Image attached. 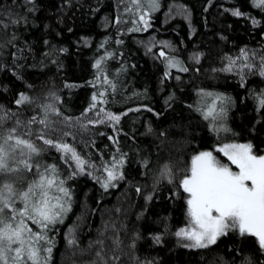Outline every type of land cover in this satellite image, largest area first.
Here are the masks:
<instances>
[{
	"label": "snow or ice",
	"instance_id": "1",
	"mask_svg": "<svg viewBox=\"0 0 264 264\" xmlns=\"http://www.w3.org/2000/svg\"><path fill=\"white\" fill-rule=\"evenodd\" d=\"M83 6L82 0L0 3V72L21 85L13 88L0 78V264H54L61 236L71 264H162L158 256L141 258L138 249L148 239L164 245L169 235L176 237L175 246L199 250L198 264H264V0H250L247 7L220 5L260 37L254 45H237L223 31L216 35L231 50L197 44L188 51L183 37L174 42L155 31L137 40L163 65L159 90L168 87L166 81L175 83L163 97L162 111L149 99L147 86L128 90L126 78L137 62L129 59L121 38L153 29L161 0H118L114 14L101 18L102 27L113 31L98 41L91 75L76 81L63 77L62 54L70 48L60 41L73 31L68 14ZM208 6L213 0H206ZM179 14L188 22L187 34L196 36L192 10L184 5ZM172 15L169 8L165 23ZM46 19L38 45L24 39V32ZM92 39L81 36L76 45ZM49 66L60 75L59 86L54 77L40 80ZM29 69L44 72L30 79ZM202 75L207 84L199 82ZM185 76L196 81L186 93ZM221 79L235 83H213ZM88 85L87 104L70 115L62 89L70 98L71 89ZM130 114L134 125L143 120L126 129ZM98 137L107 143L98 147ZM86 177L99 186L97 204L121 183L143 203L122 193L107 218L102 214L95 237L83 244L80 234L91 227L88 217L97 208L85 202L67 231L61 229L76 203L73 181ZM157 201L173 210L156 218L162 230L146 231L140 222ZM174 211L183 217L179 226L171 223Z\"/></svg>",
	"mask_w": 264,
	"mask_h": 264
},
{
	"label": "trees",
	"instance_id": "2",
	"mask_svg": "<svg viewBox=\"0 0 264 264\" xmlns=\"http://www.w3.org/2000/svg\"><path fill=\"white\" fill-rule=\"evenodd\" d=\"M4 0H0L3 3ZM83 7L79 9H73L68 15L74 21L69 27L73 28L71 33H65L63 40L60 43L68 44L70 51L66 54H62V59L64 62L63 77L69 80H87L91 75L93 69L91 67V62L94 54L99 53L97 48V43L100 38L106 34L113 31L112 27L105 29L102 27V17L105 13L113 15L115 12V5L118 0H82ZM163 7L159 9L155 14L154 28L148 29L145 32H132L121 34V38L125 40V52L129 53V59L135 60L137 62V67L134 69H129L127 81L131 83L128 85V90L142 89L147 86L149 90V99L154 102V106L157 110H163V97L167 94L168 88L174 87V81H166L168 87L165 88L162 93L159 84V78L163 70V65L158 61H153L150 55L145 54L142 45L137 43V40H147L153 31L160 38L171 39L174 42L178 41L180 37L184 38V47L188 51L192 50L193 45H199L200 47H206L211 45L215 50L218 47L224 48L226 51L231 50L230 42L220 43L217 33L223 31L225 35L230 37V41H235L237 45L252 43L253 45L260 40L258 35L251 33L250 27L247 22L240 18L233 17L230 13L224 11L220 7L224 4L225 7L235 6L239 3L242 7H247L250 0H213V6H208L205 9L206 0H161ZM172 3H176L182 6L187 5L192 10V21L196 26L198 32L196 36L188 35V22L185 20L184 16L172 17L170 20L167 19L165 23L166 13ZM99 4V8L96 5ZM89 5L92 9H95V14H93ZM183 11V10H182ZM38 17L41 13L36 14ZM51 10L49 9L48 16H51ZM50 22L47 19L41 23L33 25L29 31L24 32L23 36L25 40H29L34 44H39L40 37L43 35L47 29L44 28L43 24ZM207 25V26H205ZM231 25V27H228ZM59 30L64 32L63 25L59 26ZM81 36L92 37L91 44H84L79 47L76 45V40ZM113 47H118L113 44ZM42 49L38 47V51ZM155 50V49H154ZM183 51V49H181ZM29 62L30 59H29ZM112 67H117L118 62H111ZM205 68H208L207 63L204 64ZM50 71L44 72L40 69H29L28 76L31 79L36 75L37 72H44L40 76V80H44L45 77H54L57 85H60L61 77L56 73L52 66ZM0 78H2L4 83L11 84L13 88L21 87V85L15 81V78L10 73L0 72ZM186 85L184 88L185 93L191 87L192 82H189V78L185 76ZM200 83L207 84L208 81L205 80L202 75L199 78ZM213 83L223 85L225 83L229 85H234L233 80H218ZM255 83V81H253ZM229 90H234L230 88ZM68 89H62L61 94L65 96V103L71 110L70 115L76 114L78 111L87 104L90 93L92 91L91 85L81 86L79 88L71 89V97H68ZM243 94V93H241ZM0 98H4V93L0 92ZM147 102V101H145ZM119 108V106H117ZM177 112L180 109L177 108ZM151 116L152 114H147ZM167 115V113H166ZM143 118L137 119L135 125L132 123V114L129 115L124 121L125 127L130 128L142 123ZM141 132L142 128L139 129ZM199 135H204V133H199ZM123 139V137H122ZM139 139V137H138ZM102 143H107L106 137L97 138V146H101ZM126 143H131V141H126ZM138 167V165H136ZM76 183L77 188V199L73 206L72 213L69 214V218L66 220L64 227L61 232L67 231V225L72 224L77 219V214L85 207V202L87 205H91L92 208H97L98 211L88 217L91 227H84V231L80 234L81 243L87 244L89 237H95V232L97 226L102 222V214L104 218H107L109 211L113 209V206L118 205V197L122 193L128 192L130 197L137 205L143 203L141 199H138L134 194H132L131 189L125 188L124 183H121L120 188L117 191L112 192L111 195L105 196L103 201L99 204L96 203L98 198L99 186L91 180L90 177L77 179L73 181ZM92 189V191H89ZM164 191V190H162ZM86 194V195H85ZM164 196L162 195V201ZM123 203V201H120ZM127 207V204L123 205ZM173 205L165 202H154L150 205L148 216L140 222V227L146 231L162 230V225L157 224L156 218L163 216L167 211L173 210ZM138 209H132L135 211ZM130 219L134 220L135 217L130 213ZM172 225L179 226L183 223V217L178 211L173 212V218L171 220ZM176 245V237L169 235L165 239L164 245H154L150 239L141 242L139 245V253L141 258L147 255L149 258L158 256L161 259L162 264H198L200 253L199 250L195 249H185ZM54 264H71L72 255L70 251L66 250L65 239L63 236L60 238V243L57 245V249L54 250L53 256Z\"/></svg>",
	"mask_w": 264,
	"mask_h": 264
},
{
	"label": "rangeland",
	"instance_id": "3",
	"mask_svg": "<svg viewBox=\"0 0 264 264\" xmlns=\"http://www.w3.org/2000/svg\"><path fill=\"white\" fill-rule=\"evenodd\" d=\"M169 8H171L173 15H172L170 18H167L168 20H170L172 17L174 18V17H176V16H177V17H178V16H182V17H183V15H180V14H179V13H181L182 10H183V8H182L181 5L176 4V3H172V4L170 5Z\"/></svg>",
	"mask_w": 264,
	"mask_h": 264
}]
</instances>
